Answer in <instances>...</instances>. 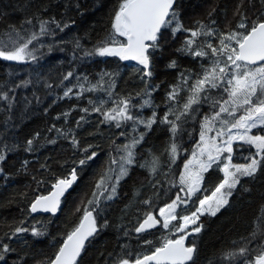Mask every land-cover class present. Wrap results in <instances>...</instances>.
I'll return each mask as SVG.
<instances>
[{
    "label": "trees",
    "instance_id": "1",
    "mask_svg": "<svg viewBox=\"0 0 264 264\" xmlns=\"http://www.w3.org/2000/svg\"><path fill=\"white\" fill-rule=\"evenodd\" d=\"M120 2L0 0V45L3 40L20 45L36 35L26 49L34 59L0 58V155L5 157L0 161V254L4 256L0 264H48L78 226L84 210L93 208L97 231L77 264L135 261L187 232H191L187 243L195 248L187 264H255L264 252V152L254 175L239 179L228 203L215 216L202 214L183 232L177 227L183 224L181 217L191 216L199 201L223 181L227 162L232 167L257 158L252 145L236 142L232 152L221 153L203 173L201 187L193 195L185 194L179 184L197 146L204 113L221 106L227 97L206 86L199 102L184 108L193 94L191 86L224 59L220 52L213 55L207 45L219 48L223 35L245 31L237 27L239 23L250 27L264 20V0H175L173 8L183 28L200 34L192 37L182 30L173 35V21L162 29L159 47L149 49L148 69L138 61L85 54L113 32ZM42 22H46L43 32ZM208 31L212 34H203ZM187 39L194 41L192 50L208 55L197 57L182 50ZM117 40L124 38L117 36ZM233 45L237 47L235 41ZM145 71L151 76H145ZM173 91L176 94L170 98ZM125 102L133 119L118 115ZM106 113L115 119L107 120ZM149 120H154L150 128ZM250 134L264 136V125ZM128 151L133 153V163L125 164L127 173L116 183L121 157H127ZM93 152L96 155L86 160ZM81 160L86 162L82 165ZM73 169L77 180L62 196L58 213L32 215V201ZM109 195L112 199H107ZM177 197L184 205L178 206L177 218L168 227L158 224L146 232L135 231L148 214L157 215ZM198 226L200 231L193 232ZM241 248L246 249L243 254Z\"/></svg>",
    "mask_w": 264,
    "mask_h": 264
},
{
    "label": "snow or ice",
    "instance_id": "2",
    "mask_svg": "<svg viewBox=\"0 0 264 264\" xmlns=\"http://www.w3.org/2000/svg\"><path fill=\"white\" fill-rule=\"evenodd\" d=\"M175 0H121L118 9L115 11L112 29L113 32L109 34L106 41L102 42L94 48L92 52H86V55H99L101 57L105 56H117L122 60H136L139 64L143 65L145 69L149 68L150 57L149 49H156L159 47L158 40L162 29H167L172 26L173 21H175V26L172 27V33L175 35L179 31H189L192 37H196L200 33L193 31L191 29H184L182 23L179 21L176 11L173 8ZM30 23V21H29ZM44 23L41 24V32L44 29ZM205 26L201 25V29ZM238 28L244 29L243 32H232L220 40V47L215 48L211 44L207 47L211 48L212 54L215 55L217 52L228 53L227 60L231 62V65L235 66L237 70L236 74L226 73L228 65L225 64L224 67H218L219 61L215 62V66L212 68L211 72L206 71L203 78L197 79L196 82L191 86L192 95L188 97L187 102L184 105L185 110L191 108V105L199 102V93L206 90V85L211 88H216L218 85L216 83L217 79L224 80L227 77V84L231 85L230 100L233 104L247 105L246 116L241 117L236 121L232 127H240L245 129V133L240 135L238 138L245 140L247 143L255 145L259 152H264V136H249L247 132L251 128L257 127L258 124L264 125V20H259L254 22L250 27L241 22L237 25ZM204 35H211L210 31L204 32ZM117 36L123 37V41L117 40ZM36 39V35L33 34L31 39L26 43L16 45L12 48L5 47L0 49V58L8 61H22L25 56L32 57L31 52H26L28 44ZM235 41L237 47H232L229 43L225 41ZM194 43L192 39H187L185 44L186 48L182 50L191 51L194 56H205L208 53L203 50H192L191 45ZM79 47V44H77ZM33 59L35 57H32ZM250 65H258L257 67H249ZM171 67L175 66V61L170 64ZM72 73H68L71 76ZM145 76H151L150 71L144 72ZM65 77V79L68 78ZM186 82V81H185ZM70 91V90H69ZM225 91H229L225 88ZM175 91L170 93V98H174ZM68 92H65V96ZM147 104L148 101H145ZM229 101L225 100L224 104H228ZM99 109H97L98 111ZM86 111V110H85ZM229 109L220 106V112H227ZM220 112L216 113L219 116ZM125 119H133L132 116L127 115V104L125 102V107L121 108L118 112ZM184 115V113H181ZM107 120H114L115 117L105 114ZM180 117L177 116V119ZM167 120V116H165ZM207 121V118H206ZM154 120H149L146 124L147 127H151ZM171 123V122H170ZM119 127V124H117ZM175 124H173L172 131L175 132ZM202 127H207L205 124ZM204 138V132H201V139ZM237 137L230 136L227 141H225L224 148H216L217 153L222 151L232 152L231 141ZM138 141H134L136 143ZM32 141L29 140L28 144L31 145ZM75 143V141H74ZM215 147V145H213ZM127 149L128 146H125ZM176 145H172V152L175 153ZM204 149H202V152ZM96 153H92L86 158V160H91ZM133 153L128 151L127 157H121L122 163H120V175L116 177V183H119L120 178L126 175L127 168L125 164H132ZM4 156L0 155V161L4 160ZM229 161L231 157H228ZM86 160H81L79 163L84 164ZM208 160L212 161L213 156L211 153L208 155ZM113 163L117 161L113 160ZM260 161L252 159L251 163L244 165H233L235 172L229 171V165H225L222 171L224 172L223 181L216 187L215 191L212 193V197H205L199 201L201 208L196 211L203 214L207 211L211 215L215 216L221 207L228 203L227 196H230L231 189H234L239 183L240 176H252L257 171ZM188 165H185L187 169ZM211 167V164H202L201 168L207 170ZM185 177H181V182H185ZM187 179L192 180V183H198L202 177L197 175L195 178L189 176ZM77 180L76 170L73 169L68 177L58 179L57 183L54 185L56 189L50 196H43L37 198L36 202L32 205V211H37L38 206L44 211H50L55 213L59 207V198L64 195V193L70 189L73 183ZM104 183V179L97 184V188H101ZM229 189L228 192H223L222 189ZM196 189L192 188L191 191L194 192ZM112 194L116 192L115 184L111 189ZM219 194V195H218ZM95 196L96 194L93 193ZM107 199H112V195H109ZM179 199V197H177ZM214 199V204L211 202ZM93 201H89L92 204ZM207 205V208L204 206ZM176 201L167 205L169 215L171 219H176L175 215H171L175 211ZM92 211L88 209L84 210V215L80 221V224L67 235L63 244L60 246L58 251L55 253L54 258L48 261V264H77V258L81 255L82 250L85 246V241L92 236L97 231L96 219L93 216ZM163 215L165 209H160ZM181 219L184 221L183 225L177 227V231H183L189 223H196L199 217L196 212L192 213V217L183 216ZM87 222V223H86ZM159 221L154 218L151 214H148L146 219L135 229L136 232H142L146 228L154 227ZM164 227H168V221L165 220ZM17 231H26V229H17ZM194 231L199 232L200 226L196 227ZM35 234V233H34ZM9 249L7 246L4 247L3 251L7 252ZM195 251L194 247L184 246V237L178 240H168L163 246L157 247L151 255H145L143 258H137L135 264H147L149 261H154L155 264H186L187 261L192 259V255ZM246 251L245 248L240 249V253L243 254ZM234 253H229L228 256H233ZM4 256L0 254V260H3ZM118 264H130L129 260L121 259ZM255 264H264V253L259 255Z\"/></svg>",
    "mask_w": 264,
    "mask_h": 264
},
{
    "label": "rangeland",
    "instance_id": "3",
    "mask_svg": "<svg viewBox=\"0 0 264 264\" xmlns=\"http://www.w3.org/2000/svg\"><path fill=\"white\" fill-rule=\"evenodd\" d=\"M225 36H227V35H223L222 36V39ZM225 43H229L232 47H234V45H233L234 44V41H227L226 40ZM5 47H7V48L10 49V48H12L14 46L12 45V43L9 42V40H3L1 42L0 49H4ZM222 54L224 55V59L221 62H219V66L218 67H224L225 64H227L228 65V68L226 69V73L236 74L237 70L235 69V66L234 65H231V62L227 60L228 53H222ZM216 83L218 85L216 88H211V87H209V88L212 89V90H215V91L221 90V93H223V95L226 94L227 97H226L225 100H228L229 103L225 105L224 104V101L225 100H224L223 103H222V105L224 107H227L229 109V111H227V112H220V106L214 105V107L209 108L204 113V115H203V120H202V123H201V131H200L199 139H198V142H197V146H196L195 149L191 150L190 155H189V158L186 161V164L188 165L187 169L185 168V166L183 168L182 176H184L186 178L185 179V182L182 183L181 182V178L179 180V184L181 185V187L183 186V188L186 190V191H184L182 189V191H184L185 194H187L189 197L191 195H193L197 190L200 189L201 183H202V179H200L198 183L193 184L192 183V180H189L187 178L189 176H191L192 178H195L197 175H199L200 177H203V173L206 170H203L201 168V165L202 164H208V163H210L212 165L214 162H217L218 161L219 155L221 153H223V152L229 153L227 151H222V152L217 153V151H216V148L217 147L224 148L226 146L225 145V141H227L230 136L237 137L235 139H232V141H231V147H232V145L235 142H244V143H247L245 140H241V139L238 138L240 135H243L245 133V129L244 128H240V127H232V125L236 121H238L241 117L246 116V114H247L246 113V108L248 106L247 105H241L239 103L233 104L231 102V100H230L231 85H228L227 84V77L224 80L217 79L216 80ZM222 86L228 88L229 91L227 93H225V90H224V88H222ZM205 96H207V95H204V97ZM205 98H207V97H205ZM217 112H220L219 116H216V113ZM206 118H207V121H206ZM205 124H207V127H202ZM257 126H260V124H258ZM253 129L254 128H251L247 132V134L249 136H252L250 134V132ZM202 131L204 132V138H203V140L201 139V132ZM213 145H215V147H213ZM250 145H252V144H250ZM252 146L255 148L256 153H257V158L255 157L253 159L258 160L262 152H259V154H258V149L255 147V145H252ZM202 149H204L203 152H202ZM209 153H211V155L213 156V160L212 161H209L208 160ZM227 165H229V171L230 172H235V168L234 167L233 168L230 167L229 162H227ZM237 176L239 177V179L241 177H244V176H240L239 173H237ZM192 188H195L196 190L194 192H192L191 191ZM222 191L223 192H228L229 189L225 188V189H222ZM210 197H212V195ZM228 197L229 196L226 197L227 200H228ZM174 201H176L175 211L178 208V206H183L184 205V203L180 199H175ZM211 202L214 204V199ZM171 203H169V204H171ZM204 207L207 208V205H205ZM162 208L165 209V212L162 215L161 212H160V210H159L158 211V214H157V218H158L160 224L162 226H164V223H165V220L166 219L168 221V224L173 219L170 218L169 211L167 209V205L166 206H163ZM198 208H201V205H199ZM175 211L172 212L171 215H175ZM205 213L210 214L207 211H204L203 212V214H205ZM196 215L197 216H200L202 214H201V212H196ZM190 217H192V216H190ZM183 224H184V221H183ZM193 224L194 223H189L187 225V227L184 228L183 231H185L188 228L192 227ZM183 231H178V232H183Z\"/></svg>",
    "mask_w": 264,
    "mask_h": 264
},
{
    "label": "water",
    "instance_id": "4",
    "mask_svg": "<svg viewBox=\"0 0 264 264\" xmlns=\"http://www.w3.org/2000/svg\"><path fill=\"white\" fill-rule=\"evenodd\" d=\"M174 6V5H173ZM1 59H3V58H1ZM126 62H129V63H134V62H136V60H125ZM252 66H256V65H252ZM56 184V183H55ZM54 184V185H55ZM54 185L52 186V188H51V190L47 193V194H45V195H43V196H50L53 192H55L56 191V189L54 188ZM43 196H38V197H36L33 201H32V203L30 204V213L32 214V215H35V214H50V215H53V216H55L57 213H58V209H59V207H58V209H57V211L55 212V213H52V212H50V211H44V210H42L39 206H38V208H37V211H35V212H33L31 209H32V205H33V203H35L36 202V200H37V198H39V197H43ZM61 199H62V196L59 198V200H60V202H61ZM59 206H60V203H59ZM93 214V213H92ZM154 218H156L155 217V215H152ZM83 217V216H82ZM82 219V218H81ZM157 219V218H156ZM81 221V220H80ZM144 221V220H143ZM142 221V222H143ZM141 222V223H142ZM87 223V222H86ZM80 224V223H79ZM78 224V225H79ZM157 225V224H156ZM156 225L154 226V227H156ZM154 227H151V228H146L144 231H142V232H146V231H149L150 229H152V228H154ZM189 235V234H188ZM188 235H186V236H184V246L185 247H193V246H189V245H187V241H186V237L188 236ZM92 236H90L86 241H85V246H86V244L88 243V241L90 240V238H91ZM176 240H178V239H176ZM174 241V240H173ZM85 246H84V248H85ZM84 250V249H83ZM82 250V251H83ZM82 253V252H81ZM153 253V252H152ZM152 253H150V254H148V255H151ZM194 253H195V251H194ZM194 253H193V255H192V259H193V257H194ZM264 253V252H263ZM79 258V257H78ZM78 258H77V260H78ZM141 258H143V257H141ZM191 259V260H192ZM190 260V261H191ZM190 261H187L186 262V264L187 263H189ZM130 262V264H135V261H129ZM147 264H155V262L154 261H149V262H147Z\"/></svg>",
    "mask_w": 264,
    "mask_h": 264
},
{
    "label": "bare ground",
    "instance_id": "5",
    "mask_svg": "<svg viewBox=\"0 0 264 264\" xmlns=\"http://www.w3.org/2000/svg\"><path fill=\"white\" fill-rule=\"evenodd\" d=\"M48 53H50V52H48ZM125 145V144H124Z\"/></svg>",
    "mask_w": 264,
    "mask_h": 264
}]
</instances>
